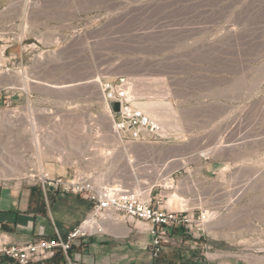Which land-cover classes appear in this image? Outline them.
<instances>
[{"label": "rangeland", "instance_id": "obj_1", "mask_svg": "<svg viewBox=\"0 0 264 264\" xmlns=\"http://www.w3.org/2000/svg\"><path fill=\"white\" fill-rule=\"evenodd\" d=\"M8 1L25 16V33L30 26L51 45L32 50L43 66L31 73L32 100L0 109V175L98 171L93 180L102 185L103 175L122 172L123 147L86 80L130 77L134 104L166 138L174 130L183 141L169 140L164 154L202 151L176 174L190 162L206 178H175L181 193L165 192L169 208L192 221L175 226V249L162 252V264H264V0ZM143 95L170 109L159 108L158 118L137 102ZM212 153L237 164L231 175L204 167ZM129 227L101 236L134 264H152L142 248L147 234Z\"/></svg>", "mask_w": 264, "mask_h": 264}, {"label": "crops", "instance_id": "obj_2", "mask_svg": "<svg viewBox=\"0 0 264 264\" xmlns=\"http://www.w3.org/2000/svg\"><path fill=\"white\" fill-rule=\"evenodd\" d=\"M11 2L0 0V109L9 105L18 106L32 100L31 95L35 93V89L33 88V91L30 89V82L34 81L31 78V73L43 69L42 65H37L35 52L32 50L40 47L47 48L51 45L50 42H42L41 39H38L35 36L34 29L32 31L30 26L27 27V33H25V16L21 15L15 9V6L10 5ZM35 21L36 19H33V22ZM25 34H28L27 37ZM30 37L32 38L30 39L31 41L27 42L26 40H29L28 38ZM61 46L62 44L59 43V47ZM120 77H125L128 88L131 91V78ZM86 81H94L91 87L92 92L95 94L96 101L103 103L104 115L107 116L108 114V117H110L101 90V85L104 81ZM86 81H82V83ZM130 94L132 95V92ZM149 97L148 95H143L136 100L142 103L143 106L148 104L144 108L149 111L151 109L152 112L157 111L156 113L159 112L158 108L165 107L159 101V104L156 101L148 102ZM61 98L64 97L61 96ZM64 99L67 101V98ZM132 99L134 100V97ZM60 101L62 102L63 100L60 99ZM151 102H156V104L150 105L149 103ZM71 103L77 104L78 101L71 100ZM153 107L154 109H152ZM8 116H14V114H8ZM161 127L164 131V127L162 125ZM115 133L112 130V134L115 135ZM167 133V138L144 141L132 139L128 132L116 133L121 144H117V146L123 147L122 172L117 171L114 174L103 175V180L108 181H101V184H119L131 188L147 186L154 188L158 186L160 189L153 196L154 200L158 201L160 199V206L170 209L168 206V194H165V192L168 190L174 194L175 191L181 192L175 186L165 189L166 187L162 184L165 179L168 177L176 178L177 185H179L185 178L189 182L197 178L206 177L201 172H198V169H201L202 166L197 168L196 166H191L190 162L187 164L188 171L185 174H176L178 169L185 167L183 159L186 157L190 158L191 155L195 154L201 156L202 151L191 154L186 149L176 148L165 155L163 146L165 144L170 145L169 140H172L171 142L175 146L183 142L175 141L174 130ZM236 165L230 157L212 153L211 160L206 161L204 167L209 171H216L219 177L231 175ZM97 172L93 171V173ZM75 173L59 175L71 177ZM82 173L90 175L93 179V173ZM239 181L243 182L245 180L241 179ZM34 185L40 186L39 183L27 175H0V235L6 234L10 242L24 244L43 237H51L56 230L64 235L78 224L86 215L87 212L85 211H88L85 210L83 198L73 193L58 194L52 206L47 203L44 214L36 212L33 202L31 210L29 209V206H31V187ZM111 249L110 242L106 241L104 237L95 236L80 241L74 248L72 259L75 264H134V257H128L129 254L125 253L126 251L121 253L114 252ZM168 249H175V227L172 229L171 242L160 253L162 254L163 251ZM148 257L154 260L149 254ZM0 264L13 263L3 261ZM66 264H69V262L67 261Z\"/></svg>", "mask_w": 264, "mask_h": 264}, {"label": "built area", "instance_id": "obj_3", "mask_svg": "<svg viewBox=\"0 0 264 264\" xmlns=\"http://www.w3.org/2000/svg\"><path fill=\"white\" fill-rule=\"evenodd\" d=\"M101 90L115 132H128L132 139L143 141L165 137L161 124L134 104L125 77H119L117 83L103 82ZM109 101H119L117 113L111 110ZM30 171L33 172L28 177L40 184L44 194L51 190L77 194L88 201L89 210L64 235L56 230L51 237L18 244L10 242L6 234H1L0 254L8 256L17 264H39L57 251L65 254L69 264H75L72 259L74 252L69 254V251L80 241L101 235L112 236L110 229L117 225L130 226L128 229L131 232L134 228L138 229V222L146 225L138 231L146 233L148 237L142 248L155 258L171 242L172 229L175 226L187 227L192 221L191 215L186 211L162 208L160 199L155 201L152 196V187L97 185L85 173L65 177L44 168ZM167 182L170 188L175 186L173 177H168Z\"/></svg>", "mask_w": 264, "mask_h": 264}, {"label": "trees", "instance_id": "obj_4", "mask_svg": "<svg viewBox=\"0 0 264 264\" xmlns=\"http://www.w3.org/2000/svg\"><path fill=\"white\" fill-rule=\"evenodd\" d=\"M58 194H64L66 195L67 193H59L58 191H47V193L44 195L43 191L41 189V187L39 185H34L31 187V206H29V209L32 210V202L35 204L34 208L35 210H37L36 212L40 213V214H44L45 210H46V205L48 203L49 206H52L54 204L55 201V197ZM77 195V194H76ZM79 196V195H77ZM84 200V204H85V210H89V203H87V201L85 199ZM32 212V211H31ZM87 212V211H85ZM180 229H175V234L176 231H178L177 233H179ZM74 248L73 247L70 251L69 254L74 252ZM161 253L154 258V262L152 264H162L161 261ZM6 261L8 263H13V264H17L15 263L14 260H12L11 258H9L8 256L4 255V254H0V262ZM66 264L67 263V259L65 257V254L61 251H57L52 257L44 260L42 263L39 264ZM33 264V263H30Z\"/></svg>", "mask_w": 264, "mask_h": 264}, {"label": "bare ground", "instance_id": "obj_5", "mask_svg": "<svg viewBox=\"0 0 264 264\" xmlns=\"http://www.w3.org/2000/svg\"><path fill=\"white\" fill-rule=\"evenodd\" d=\"M139 80H140V79H139ZM132 89H133V88H132ZM132 89H131V90H132ZM130 92H131V91H130ZM151 103H152V104H151ZM151 103H149V104H150V105H153L154 102H151ZM155 104H156V103H155ZM158 104H159V102H158ZM161 104H162V106H165V107H168V106H169L168 103L166 104V103H164V102H161ZM144 105H145V104H144ZM147 105H148V104H147ZM147 105H146V106H147ZM146 106H144V107H146ZM154 106H155V105H154ZM159 107H161V106H159ZM148 108H150V107H148ZM141 109H142V108H141ZM145 109H146V108H145ZM152 109H154V107H153ZM155 109H157V108H155ZM158 109H159V108H158ZM158 109H157V110H158ZM168 109H170V107H168ZM142 110L145 111L144 109H142ZM161 110H162V109H161ZM150 111H151V109H150ZM150 111H149V112H150ZM156 112H157V111H155V113H156ZM151 113H154V111H153V112L151 111ZM155 113H154V114H155ZM158 113H159V112H158ZM156 115H158V116H157L158 118L160 117V114H156ZM150 117H151V116H150ZM161 117H162V116H161ZM162 118H163V117H162ZM162 118H161V119H162ZM163 119H164V118H163ZM156 120L158 121V119H156ZM159 121H160V120H159ZM179 202H180V199H179L178 197L174 196V197L172 198V203H173V204H177V203H179ZM180 203H181V202H180ZM175 206H176V205H175ZM177 206H179V205H177ZM127 231H128V230H127Z\"/></svg>", "mask_w": 264, "mask_h": 264}, {"label": "water", "instance_id": "obj_6", "mask_svg": "<svg viewBox=\"0 0 264 264\" xmlns=\"http://www.w3.org/2000/svg\"><path fill=\"white\" fill-rule=\"evenodd\" d=\"M109 106L113 112H118L120 108L119 101H109Z\"/></svg>", "mask_w": 264, "mask_h": 264}]
</instances>
